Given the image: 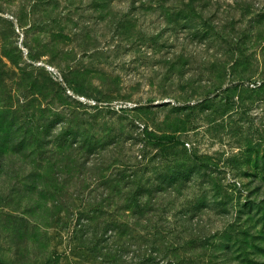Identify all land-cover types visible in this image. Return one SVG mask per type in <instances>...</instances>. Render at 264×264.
<instances>
[{"label": "rangeland", "instance_id": "obj_1", "mask_svg": "<svg viewBox=\"0 0 264 264\" xmlns=\"http://www.w3.org/2000/svg\"><path fill=\"white\" fill-rule=\"evenodd\" d=\"M0 261L264 264V0H0Z\"/></svg>", "mask_w": 264, "mask_h": 264}, {"label": "built area", "instance_id": "obj_2", "mask_svg": "<svg viewBox=\"0 0 264 264\" xmlns=\"http://www.w3.org/2000/svg\"><path fill=\"white\" fill-rule=\"evenodd\" d=\"M80 99L84 102H88V99H86L85 97H80ZM95 103V102H94Z\"/></svg>", "mask_w": 264, "mask_h": 264}, {"label": "trees", "instance_id": "obj_3", "mask_svg": "<svg viewBox=\"0 0 264 264\" xmlns=\"http://www.w3.org/2000/svg\"><path fill=\"white\" fill-rule=\"evenodd\" d=\"M0 264H6V263H4L3 261H0Z\"/></svg>", "mask_w": 264, "mask_h": 264}]
</instances>
